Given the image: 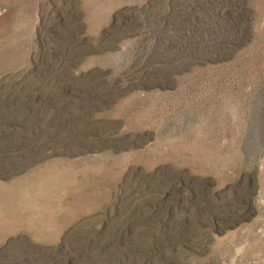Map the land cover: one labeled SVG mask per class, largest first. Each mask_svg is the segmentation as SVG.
Instances as JSON below:
<instances>
[{"label": "rangeland", "instance_id": "obj_1", "mask_svg": "<svg viewBox=\"0 0 264 264\" xmlns=\"http://www.w3.org/2000/svg\"><path fill=\"white\" fill-rule=\"evenodd\" d=\"M0 264H264V0H0Z\"/></svg>", "mask_w": 264, "mask_h": 264}]
</instances>
